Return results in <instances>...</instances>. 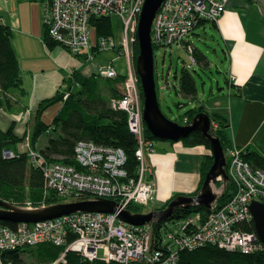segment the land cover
<instances>
[{"label": "built area", "instance_id": "2783aa9c", "mask_svg": "<svg viewBox=\"0 0 264 264\" xmlns=\"http://www.w3.org/2000/svg\"><path fill=\"white\" fill-rule=\"evenodd\" d=\"M228 1L165 0L152 26L153 43L159 47L180 42L192 34L198 19L219 20ZM44 2L43 23L47 34L60 45H64L72 55L95 58L96 53L112 50L124 57L126 74L118 72L115 65L111 64L107 67L101 66L96 75L112 79H117L120 75L126 77L121 84L123 98L114 100L112 106L116 110L125 111L129 117V127L138 138L136 158L139 168L136 179L125 180L127 172L124 167L128 162L125 151L97 146L92 142H80L75 149L76 163L81 170L86 171L59 161L48 163L42 153L31 149L29 154L33 163L44 168L46 186L53 189L58 198L77 194L90 196V200H112L119 195L123 199L119 203L123 209H128L132 202L149 204L147 202H152L156 195L152 186L145 181L144 158L152 154L154 142L148 140L151 143L145 144L143 148L146 139L143 138L140 84L134 68L135 56L128 31L134 19L138 20L145 0ZM113 16H118L124 24L126 34L124 33L122 45L118 46L114 37L101 38L94 45L90 33L92 20L94 17ZM190 59L196 64L194 57ZM217 128L218 124L213 123L214 133ZM29 138L30 135L26 138L23 149L30 146ZM245 152L233 144L225 152L227 174L231 178L229 184L233 188L231 200L224 206L216 203L207 218L197 214L176 224L166 222L162 225L146 224L134 227L120 220L117 214L81 213L38 224H18L15 229L0 226V252L51 243L57 247H66L61 260L73 251L91 262L101 261L104 264H181V252H191L206 246L229 252L238 251L244 255L264 252V245L257 241L256 234L238 228L246 219L252 221L249 206L254 201L264 202V171L250 166L244 160ZM8 155L14 156L10 153ZM146 168L150 170V166L147 165ZM27 207L39 206L33 207L28 203L25 208ZM72 237L74 239L68 241ZM100 250H105L104 259L99 257Z\"/></svg>", "mask_w": 264, "mask_h": 264}, {"label": "trees", "instance_id": "16d2710c", "mask_svg": "<svg viewBox=\"0 0 264 264\" xmlns=\"http://www.w3.org/2000/svg\"><path fill=\"white\" fill-rule=\"evenodd\" d=\"M197 22L198 23L195 24L192 29V34L185 37L180 42L171 45H160L159 47L155 45V58L157 50L164 49L166 51L164 55L165 58L166 54L168 52L171 54L173 47L177 46L178 48L190 51L191 56L196 60V66H198L201 71H203L205 67H209L210 62L206 54L201 49L195 47V43L191 38L194 35L197 36L196 30L199 28L206 29L207 26H210L212 29L218 31V20L211 21L203 18L202 20L198 19ZM42 24L44 29H46L43 21ZM91 32L96 36L95 42L91 39L94 45L97 40L101 38L114 37L112 17H94L92 20ZM44 36V41L50 50L57 46H62L50 38L49 34H47V30H44ZM13 37L11 26L2 23V20H0V106L3 111H13L16 108L20 111V114H23V112H26L25 110L27 107L24 99L27 91L23 87L24 79L22 68H20V62L16 55L15 48L13 47ZM134 41L136 63V59L139 55L137 33L134 35ZM186 42H188L189 45H187ZM192 65L183 67L181 73L179 75L178 73L176 74L175 79L178 81V86L176 87L177 94L190 99L193 103L198 100L199 97L196 77L202 79V74L198 69H194ZM192 68L193 72L191 71ZM157 72L159 73L158 68ZM227 73L225 81L227 84H232L231 80H229V71H227ZM163 76L165 77L164 73ZM125 79L126 77L124 75L118 76L117 79H112L103 78L96 74L84 76L82 73L75 71L69 79H66L64 83L65 90H60L53 98L46 99L40 104L33 125L32 121H29V118L24 121L26 126H30V143L33 149H37L36 146L41 138L48 136V144L45 149L41 150V153H44L45 157L48 159V163L59 161L66 165H73L78 170H81V168L78 167L75 160V149L80 142H92L97 146L122 149L125 151L128 161L124 167V170L127 172L125 180L136 179L138 176L137 170L139 168V161L136 158L138 138L129 127V117L127 113L123 110H116L112 106L114 100L123 98L121 84L124 83ZM157 81L158 76L156 75V84ZM139 87L142 99H144L142 85L140 84ZM235 89L237 90V88ZM158 90L159 86L157 84V94L159 96ZM67 93L68 96H66ZM57 103L61 104V108L59 113L55 116L54 122L48 124L42 121L44 113ZM178 106L179 108L183 107L182 104H178ZM162 112L164 113V111ZM198 113H206L204 108L200 105H195V107L186 110L184 116L181 117L184 123L181 125L190 124ZM209 115L212 123L218 124V128L215 129V135L220 137L221 144L226 152L229 146H232L230 136L227 134L228 128L230 127L229 120L221 114L215 116ZM165 116L167 115L165 114ZM18 124L19 122L12 119L8 129L5 130L0 126V199L4 203L6 202L15 207H26L28 203H31L33 207H40L43 204H47L48 206L62 203V199L58 198L55 191L46 186L44 168L33 163L28 151H22L29 131L25 128L22 134L18 133ZM58 129H60L62 133L53 137V134L56 133ZM145 133L149 140L154 141V144L155 141H160L151 135L147 127ZM181 142L187 147L196 148L197 146H204L211 149L208 141L198 131L190 134L186 140ZM8 152L14 156L9 157ZM245 159L253 168L264 171L263 156L255 151H246ZM213 163L214 157H212V155L206 156V160L201 167L202 180L198 189L199 191ZM221 184L222 182H220L218 186L220 187ZM199 191L196 194H198ZM232 191V184H228L219 198L218 204L220 206H223L226 202L231 200ZM169 203L170 202L167 201L166 206L161 209L167 208ZM128 209L133 214L142 213L137 205L130 204ZM197 214H202L206 218L209 215L208 211L201 206L191 207L189 210L181 208L176 211V214L168 222L170 224H176L179 221L188 219L191 215ZM0 226H8L12 229L17 227L7 222H0ZM164 226L166 225L164 224ZM238 228L241 231H248L249 233L257 235L255 223L253 221L246 219V221L238 225ZM73 239L72 237L68 241L71 242ZM159 240L160 239H158V241ZM257 241L261 243L258 236ZM65 249L66 247H57L51 243L39 244V246L36 247L0 252V262L2 264H28L30 260L34 264H104L101 261L91 262L73 251L67 253L65 258L61 260L62 255L66 251ZM180 255L181 264H264V252L259 251L255 252L254 255H244L238 251L229 252L214 246L202 247L201 249L191 252L183 251Z\"/></svg>", "mask_w": 264, "mask_h": 264}, {"label": "crops", "instance_id": "0c3cea01", "mask_svg": "<svg viewBox=\"0 0 264 264\" xmlns=\"http://www.w3.org/2000/svg\"><path fill=\"white\" fill-rule=\"evenodd\" d=\"M3 1L13 10L9 22L5 23L11 26L13 36L14 33L18 36L13 37L12 43L22 68L23 87L27 91L24 97L26 112L19 118L18 130L22 131L29 115L33 116L44 100L65 90L66 79L75 71L84 76L96 74L77 61L94 58L85 55L76 60L64 46L49 49L44 41L41 0ZM15 23L23 28L17 30ZM217 27L232 84H227L226 89L206 102L198 99L193 104L200 105L213 116L224 115L229 120L227 134L232 144L264 157V2L229 0ZM169 143L158 146L157 152L149 158L150 165L157 171V200L163 204L173 197L198 192L202 164L206 156H211V149L204 146L193 148L182 142Z\"/></svg>", "mask_w": 264, "mask_h": 264}, {"label": "water", "instance_id": "95a60500", "mask_svg": "<svg viewBox=\"0 0 264 264\" xmlns=\"http://www.w3.org/2000/svg\"><path fill=\"white\" fill-rule=\"evenodd\" d=\"M165 0H145L143 10L139 17L138 41L139 56L136 60V73L142 85L144 95L143 121L151 135L161 142L167 141L177 143L186 140L190 134L198 131L205 137L211 146V155L214 163L210 167L206 180L196 196H177L170 201L165 210H156L146 214H133L129 209L116 201L109 199H91L70 202L68 204L48 205V207L25 208L4 203L0 199V222L18 224H38L53 219H60L64 216L77 215L81 213L117 214L124 223L134 227L146 226V224H158L168 222L173 218L178 209L189 210L191 207H203L211 214L213 206L219 201L222 192L216 189L222 182L224 188L231 182L227 174V156L221 144L220 137L215 135L210 115L198 113L194 120L185 126L171 121L162 112L159 104L156 84V62L155 51L152 41V26L155 17ZM218 209V208H217ZM252 221L255 223V231L259 241L264 245V203L254 201L250 206Z\"/></svg>", "mask_w": 264, "mask_h": 264}, {"label": "rangeland", "instance_id": "374dc122", "mask_svg": "<svg viewBox=\"0 0 264 264\" xmlns=\"http://www.w3.org/2000/svg\"><path fill=\"white\" fill-rule=\"evenodd\" d=\"M262 1L264 2V0H262ZM40 2H42V5H43L42 9L44 11L45 2H44V0H41ZM3 3H4V1L0 0V20H3L4 21L3 23L6 24L5 22H9V16L13 15V10L10 8L9 5L5 6V4H3ZM16 4H19V3H16ZM10 5L12 7L11 3H10ZM31 6H33V5H31ZM9 13H11V14H9ZM139 17H138V20L134 19L133 25L131 26V24H130L131 27H129V29H128L129 34H130L129 42L131 43V46H133V52H134V44H135V41H134L135 33H137V40H138V31L137 30H138V24L140 21ZM112 21H113V32H114L115 42H117L118 46H121L122 40L124 38V33L126 34V31H124V29H125L124 24L121 20H119L118 16H113ZM8 24H6V25H8ZM14 25H15V28L17 30L23 28L22 25H18L17 23H15ZM196 35L197 36L194 35L191 38L195 43V47L204 51V53L207 56V59L210 62L209 67H205L203 71H201V69L191 61L190 58L192 56L190 54V51H186L184 49L178 48L177 46H174L173 49L171 50L172 53L170 54V52H168L166 54L165 58H164V55H165L166 51L164 49H160V50L156 51V58H155L156 72H157V68H158V71L160 73V74L158 72H157L158 74L156 73V75L158 76L157 84L159 86L158 92L160 94L159 95L160 105L162 107V111H164V113L169 117V119L173 122L174 121L177 122L178 124L180 123L179 125L184 124L183 121L181 120V117L184 116L185 111L190 109V108L195 107V105H196V104L194 105L190 99H187V98L177 94V88L176 87L178 86V81L175 79V76L177 73H178V75L181 73V70L183 69V67H188V66L193 64L192 65L193 68L198 69L200 71V73L202 74V79H199L198 77H196L197 82H198V93H199L198 99L199 100H203L206 102L212 96H216L217 94H220L222 92V90L227 88V83L225 81V77L228 74L227 71H229L228 70L229 65L227 64V59L224 56L223 48H221V46H223V45H221V41H219L220 38L218 36L217 31L215 29H212V27L207 26L206 29H204V28L197 29ZM14 36H15V33H14ZM15 37H18V36L16 35ZM92 40L94 42L96 40V36L94 33L92 34ZM186 43H187V45H189L188 42H186ZM153 45L155 47L154 43H153ZM74 56H75L76 60L79 57V56L76 57V55H74ZM134 56H135V52H134ZM75 58H73V59H75ZM113 60H114L113 64L115 65L117 71L122 73V74H126L127 71H126V63H125L124 57H120L118 53H116L112 50H107L106 52L98 53V55H96V57L92 60L86 61V60L82 59V62L79 60H77V61L81 65H84V66L87 65V68H89L90 70H92L93 72L96 73V71H98V69L101 66L107 67V65H111V62ZM133 63H134L135 71H136L137 63H135V57H134ZM193 68L191 69L192 72H193ZM162 71H163L165 77L163 76ZM138 79H139V76H138ZM168 83H169V86H168ZM219 88H223V89L219 90ZM178 104H182L183 107L179 108ZM140 106H141V113L143 114L145 106H144V99H142V95H141V99H140ZM60 108H61L60 103H57L54 106H51L48 109V111L44 113V115L42 117V121H44L48 124L53 123L54 122L53 120H54L55 116L59 113ZM1 109H2V107L0 106V125L1 126L3 125V128L5 130L8 129V127L10 126L12 119H15L17 122H19L18 127H17L18 133L22 134V132L25 128L27 131L30 130V126H26V123L23 124L22 131L18 130L20 123H21L19 121L20 111L18 109L15 108L13 111H8V110H5V111L2 110L1 111ZM37 112H38V110L36 108V111L33 113V116L30 117V115H29V119H30L29 121H32V125L34 124V119L37 115ZM185 125H187V124H185ZM185 125H182V126H185ZM143 127H144L143 138L146 139V141L143 143V148H144L145 144L151 143L154 141H151L146 137V133H145L146 127H145L144 123H143ZM59 133H62V131L60 129H58V131L53 134V137H56V135H58ZM30 140H31V137L29 138V143H30ZM148 140L151 142H149ZM47 144H48V136H45V137L41 138V140L39 141V143L36 146L37 149L35 148V150L41 153V150L45 149ZM164 144H170V143L167 141H164V142L155 141V144L152 146V149H153V152H151L152 154L150 156H145V158H144V160H145V162H144L145 170L144 171L146 173L145 181H147L148 184L152 186L153 191L155 192L156 196L154 195L155 199L152 202H147V203H149L147 205H146V203L144 205V203H141V202L130 203L131 205H137L140 208V210L142 211L141 214L154 212L156 210H162L161 208L165 207L167 204V203L163 204L157 200L158 186H157V181H155V176L157 174V171L154 170L152 165H150V163H149V158L154 153L157 152V147L160 145H164ZM177 144H179V143H177ZM31 149L34 150L32 144L30 143V146L27 148H24V149L22 148V151L25 150V151L29 152ZM42 155L45 156L44 153H42ZM145 155H147V152H145ZM45 159L48 160L46 157H45ZM244 160H246L245 155H244ZM147 165L150 166V170H152V171H150L149 169L146 168ZM81 171H86V169H82ZM216 189L220 191L221 188H219V186H217ZM196 193L189 195V196L198 195ZM89 197L84 196V195L71 194V195H69V197L65 196V197H61V199H62V204H68L70 202H78L80 200L90 201ZM111 197H113V196H111ZM175 198H177V197H175ZM175 198L173 197L167 201L170 202ZM113 200L118 202V203H121L123 201V199L121 197H119V195H116L115 197H113L112 201ZM229 202H230V200L228 202H226L225 204H227ZM262 203H264V202H262ZM45 205H47V204H45ZM165 209H163V210H165ZM40 244H42V243H40ZM43 244H47V243H43ZM18 249H26V248H18ZM18 249H16V250H18ZM218 249H220V248H218ZM104 254H105V250L99 251V257L101 259H104ZM28 264H34V263L29 260Z\"/></svg>", "mask_w": 264, "mask_h": 264}, {"label": "flooded vegetation", "instance_id": "af4514ba", "mask_svg": "<svg viewBox=\"0 0 264 264\" xmlns=\"http://www.w3.org/2000/svg\"><path fill=\"white\" fill-rule=\"evenodd\" d=\"M201 180H202V179H201ZM227 185H228V184H227ZM227 185H226V186H227ZM219 188H221L220 190H222V189L224 188V184L222 183L221 186H220ZM162 210H163V209H162ZM191 216H194V215H191Z\"/></svg>", "mask_w": 264, "mask_h": 264}, {"label": "clouds", "instance_id": "9594fccd", "mask_svg": "<svg viewBox=\"0 0 264 264\" xmlns=\"http://www.w3.org/2000/svg\"><path fill=\"white\" fill-rule=\"evenodd\" d=\"M29 135H30V132H29ZM29 135H28V136H29ZM28 136H27V137H28ZM30 137H31V135H30ZM8 153H9V152H8ZM217 186H218V185H217ZM223 189H225V188H223ZM218 191H219V190H218ZM220 191H221V190H220ZM220 191H219V192H220ZM222 194H223V193H222ZM47 207H48V206H47Z\"/></svg>", "mask_w": 264, "mask_h": 264}, {"label": "bare ground", "instance_id": "6f19581e", "mask_svg": "<svg viewBox=\"0 0 264 264\" xmlns=\"http://www.w3.org/2000/svg\"><path fill=\"white\" fill-rule=\"evenodd\" d=\"M224 192V191H223Z\"/></svg>", "mask_w": 264, "mask_h": 264}]
</instances>
